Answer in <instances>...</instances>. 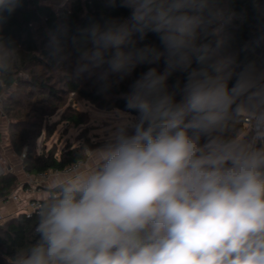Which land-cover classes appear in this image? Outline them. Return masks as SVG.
I'll return each instance as SVG.
<instances>
[{"label": "clouds", "instance_id": "clouds-1", "mask_svg": "<svg viewBox=\"0 0 264 264\" xmlns=\"http://www.w3.org/2000/svg\"><path fill=\"white\" fill-rule=\"evenodd\" d=\"M107 3L128 15L75 32L57 23L44 58L97 94L128 81L124 108L105 115L99 146L81 148L87 166L48 177L37 238L12 251L13 264H264V61H242L230 43L248 10ZM249 3L264 27V0ZM20 4L0 0V110L23 85L22 48L3 30ZM149 34L158 45L143 43Z\"/></svg>", "mask_w": 264, "mask_h": 264}, {"label": "trees", "instance_id": "trees-1", "mask_svg": "<svg viewBox=\"0 0 264 264\" xmlns=\"http://www.w3.org/2000/svg\"><path fill=\"white\" fill-rule=\"evenodd\" d=\"M234 7L239 11L248 10L246 22L232 30L231 47L244 60L264 61V27H258L249 0H236ZM126 9L111 7L107 0H70L65 7L55 11L41 6L39 0H21L15 14L4 25V33L14 39L22 48L23 58L19 75L23 85L19 94L10 99L3 116L10 119L13 151L24 159V169L31 176L65 170L76 163H84L81 148L67 145L60 155L56 152L37 154L36 144L43 135L45 121L53 117L64 106L69 96L86 100L101 110L124 108L121 94L127 91L128 81L115 86L108 94H97L91 80L72 79L62 70L53 69L44 58L46 30L59 22L70 24L73 32L91 21L105 17L126 16ZM143 43L159 44L154 34H149ZM162 67V65H161ZM146 70L141 66L136 75ZM179 75V73L177 74ZM24 76V77H23ZM176 77H173L175 79ZM1 116V114H0ZM62 120L80 126L85 123V114L75 109H67ZM18 177L11 172L0 177V201L7 200L18 188ZM42 203V202H41ZM38 214L28 218L23 215L0 226V264H13L12 251L17 246H27L37 238L34 232ZM6 255L5 260L3 256Z\"/></svg>", "mask_w": 264, "mask_h": 264}, {"label": "rangeland", "instance_id": "rangeland-1", "mask_svg": "<svg viewBox=\"0 0 264 264\" xmlns=\"http://www.w3.org/2000/svg\"><path fill=\"white\" fill-rule=\"evenodd\" d=\"M55 11L57 12L59 9ZM69 108L84 113L85 123L80 126H75L74 124H69L67 121L62 120L63 113ZM113 111L114 110H101L96 105L86 100L75 99L72 95L69 96L64 106H62L53 117L46 119L43 135L38 139L36 144L37 154L56 152V155L59 156L63 148L67 145H72L74 147L88 146L91 148L99 146L102 135L100 123L103 122L106 114ZM2 112H5L4 108L0 110V161L2 164V175L11 172L18 177V180H21V184L24 182L27 183V181L33 179L34 176L29 175L25 171L23 157L18 156L13 151L11 145L13 131L10 129V119L8 116H3ZM83 164L87 166V159ZM23 178L25 180H23ZM2 201L3 200H1V202ZM25 213L19 211L10 216H6L5 222L1 228L9 221L19 219L25 215Z\"/></svg>", "mask_w": 264, "mask_h": 264}, {"label": "crops", "instance_id": "crops-1", "mask_svg": "<svg viewBox=\"0 0 264 264\" xmlns=\"http://www.w3.org/2000/svg\"><path fill=\"white\" fill-rule=\"evenodd\" d=\"M53 172H48L47 178L44 180H40L38 176H34L33 179L30 181H27L21 184V180H19L18 188L14 191L16 193L20 200L19 201H12L8 200L5 202L0 201V213L6 217L10 216L13 213H17L21 211L22 213H25L30 210V202L32 201H43V198L45 196V188L46 184L48 182V177L52 174ZM25 175V173H24ZM23 180H25L23 178ZM29 183H32L33 189L28 192L26 189L29 187Z\"/></svg>", "mask_w": 264, "mask_h": 264}, {"label": "built area", "instance_id": "built-area-1", "mask_svg": "<svg viewBox=\"0 0 264 264\" xmlns=\"http://www.w3.org/2000/svg\"><path fill=\"white\" fill-rule=\"evenodd\" d=\"M72 167V166H71ZM70 168V167H69ZM68 169V168H67ZM67 169H65V170H67ZM1 170H2V164H1V161H0V177L2 176V172H1ZM47 174L48 173H42V174H40L39 176H38V178L40 179V180H44V179H46L47 178ZM29 185V187H28V189H26V191H28V192H30L32 189H33V187H32V183H29L28 184ZM8 200H12V201H19L20 200V198H19V196L16 194V193H12L10 196H9V198L7 199V200H5V201H8ZM4 200H3V202H5ZM40 204H41V202L40 201H32V202H30V210L29 211H27L26 213H25V215L28 217V218H30V217H32L33 215H35V214H38V209H39V207H40ZM5 222V217L0 213V226H2L3 225V223Z\"/></svg>", "mask_w": 264, "mask_h": 264}]
</instances>
